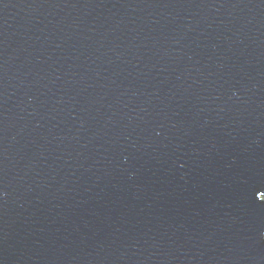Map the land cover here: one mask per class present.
Segmentation results:
<instances>
[{
    "label": "water",
    "instance_id": "obj_1",
    "mask_svg": "<svg viewBox=\"0 0 264 264\" xmlns=\"http://www.w3.org/2000/svg\"><path fill=\"white\" fill-rule=\"evenodd\" d=\"M0 264H264V0H0Z\"/></svg>",
    "mask_w": 264,
    "mask_h": 264
}]
</instances>
